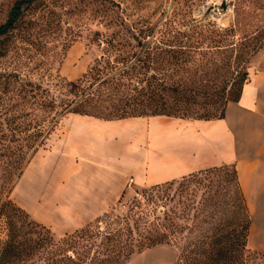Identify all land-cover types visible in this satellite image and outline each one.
Wrapping results in <instances>:
<instances>
[{"label":"rangeland","instance_id":"374dc122","mask_svg":"<svg viewBox=\"0 0 264 264\" xmlns=\"http://www.w3.org/2000/svg\"><path fill=\"white\" fill-rule=\"evenodd\" d=\"M16 1L0 0V23ZM21 1L14 26L0 35V250L11 226L23 244L50 239L3 264H56L55 257L70 264L71 246L61 242L57 250L51 241L73 230L40 224L17 204L14 190L34 151L47 145L68 113L74 92L91 82L93 89L97 79L78 80L91 66L99 69L95 76L127 69L124 85L102 87L73 104L96 115L216 116L252 70L264 69V0ZM106 211L128 215L130 230L111 250L96 236L86 252L76 253L80 264H127L159 241L176 249L174 264H195L190 248L198 238L234 227L253 252L249 263L264 264V249L246 241L250 213L232 163L158 187L131 184ZM106 220L92 228H104Z\"/></svg>","mask_w":264,"mask_h":264},{"label":"crops","instance_id":"0c3cea01","mask_svg":"<svg viewBox=\"0 0 264 264\" xmlns=\"http://www.w3.org/2000/svg\"><path fill=\"white\" fill-rule=\"evenodd\" d=\"M225 163L233 164L250 213L247 244L264 249V69L249 73L239 97L228 100L218 117L105 118L69 111L23 167L14 194L35 220L64 233L111 208L131 184L164 182ZM175 259L174 246L160 242L127 264Z\"/></svg>","mask_w":264,"mask_h":264},{"label":"trees","instance_id":"16d2710c","mask_svg":"<svg viewBox=\"0 0 264 264\" xmlns=\"http://www.w3.org/2000/svg\"><path fill=\"white\" fill-rule=\"evenodd\" d=\"M21 2H22L21 0L16 1L11 6L9 10V15L6 18V20L0 23V35L8 32L10 28L14 26L15 21L18 19V17L20 16L22 12ZM126 71H127L126 68H121L119 70L106 73L104 76L103 75L95 76L96 73H99V69L95 66H91L84 73V76L80 78L78 81L80 82V85H81V84H84V82L88 80L89 77H92L94 79H97L95 81L96 82L95 87L93 89L90 88V85L93 82L89 83L87 86L85 85L80 86V91L74 92L75 97L71 98L69 102L66 103L64 107L65 111L67 112L75 111V112L89 113V114L96 115L86 110H79L75 106H73V104H75L78 100H81L87 96H90V95L92 96L95 93V91L97 90L100 91L102 87L113 86L117 88L119 85H124L125 83L121 81V77L123 76V74H125ZM241 87L242 85L240 86L237 95L228 100L237 99L239 97ZM225 104L223 105L220 113L216 116H190V117L209 118V117L221 116L223 114ZM156 113H162V112L153 110L149 113L138 112V113H129V114H119L115 116H101V115H96V116L110 118V117H121V116H126V115L156 114ZM180 116H183V115H180ZM161 184H163V182L154 183L152 185L158 187ZM101 217H104L107 219L104 228L93 229L92 228L93 223L95 221L96 222L99 221ZM127 219H128V215H118L117 214L115 217H112L111 213L105 210L104 212H102V214L97 215L94 219L73 229L72 232L67 233L63 238H60L58 240H53L51 241V243L54 245L55 249L57 250H59V248L61 247V242L63 244L71 246L72 250L74 251V256H76V258H74V256H70L69 254L67 255L69 257L68 262H70V264H80L81 257L78 256L76 253L83 254L84 252H86L88 250L87 248L89 247V245L94 244L95 242L94 238L96 236L100 235L101 236L100 241L103 242V244L105 245L108 244L106 245V248H109L111 250L114 244H116V240H119L124 229L130 230V226L128 225ZM249 225H250V221H249L248 228H247V234H248ZM9 229H10V232L8 233L7 238L4 240L2 248L0 250V264H3L10 256L15 257V256L20 255L22 250L25 249L26 247L31 248V249L36 248V246H41L48 239H50L49 237L42 235V236H37L36 239L29 238L28 243L23 244V242L20 241L17 235L11 231V226L9 227ZM247 234H246V241H247ZM209 237H210L209 240H207L206 238H198V240L194 242L193 247L190 248V252L192 251L194 253L192 257L194 260L193 263L195 264H250L249 259L250 257H253L252 256L253 252L252 250L246 248L244 243L240 241V230H238L237 228L234 227L231 230H228L226 232L222 231L221 233H218L215 230L209 235ZM160 242H168V241H159L157 243H160ZM150 245H153V244H150ZM75 248H79V249H75ZM56 253H59V252L56 251ZM62 260L65 261L66 259H63L62 257L54 258V262L56 264H59V262L60 261L62 262ZM197 261L198 263H196Z\"/></svg>","mask_w":264,"mask_h":264},{"label":"built area","instance_id":"2783aa9c","mask_svg":"<svg viewBox=\"0 0 264 264\" xmlns=\"http://www.w3.org/2000/svg\"><path fill=\"white\" fill-rule=\"evenodd\" d=\"M132 181H133V178H132V177H130V178H129V182H132Z\"/></svg>","mask_w":264,"mask_h":264},{"label":"water","instance_id":"95a60500","mask_svg":"<svg viewBox=\"0 0 264 264\" xmlns=\"http://www.w3.org/2000/svg\"><path fill=\"white\" fill-rule=\"evenodd\" d=\"M223 6H225V2H224V4H223Z\"/></svg>","mask_w":264,"mask_h":264}]
</instances>
